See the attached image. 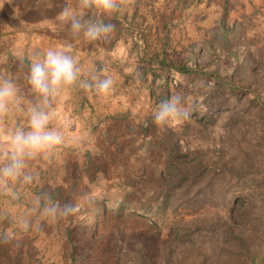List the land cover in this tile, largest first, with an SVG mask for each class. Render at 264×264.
Listing matches in <instances>:
<instances>
[{"label": "rangeland", "instance_id": "obj_1", "mask_svg": "<svg viewBox=\"0 0 264 264\" xmlns=\"http://www.w3.org/2000/svg\"><path fill=\"white\" fill-rule=\"evenodd\" d=\"M65 4L80 0H0V78L21 97L0 138L42 104L26 76L48 47L69 45L81 79L114 87L49 98L65 140L27 161L30 182H0V264H264V0L89 7L115 25L96 41L60 21ZM174 94L187 118L157 125ZM51 203L75 211L51 217Z\"/></svg>", "mask_w": 264, "mask_h": 264}, {"label": "clouds", "instance_id": "obj_2", "mask_svg": "<svg viewBox=\"0 0 264 264\" xmlns=\"http://www.w3.org/2000/svg\"><path fill=\"white\" fill-rule=\"evenodd\" d=\"M93 8L98 16H112L121 11V0H80L78 7L65 4L58 18L66 23L73 35L82 34L85 39L96 41L107 38L115 28L112 23L85 18V9ZM69 45L48 47L30 60L26 76L30 90L41 98L42 104L32 107L26 127H17L7 133V140L0 138V182L4 186L17 179L30 182L32 174L25 171L27 161L64 143L62 128L53 123L60 113L49 104V98L79 84L92 89L97 95H107L114 87L110 75H94L91 81L81 79V69ZM20 92L10 78H0V114L8 111L13 102H20ZM188 110L179 94L160 101L152 112L157 125H169L187 118ZM43 211L55 217L58 213L68 216L75 207L56 203L48 204ZM29 222L22 218L20 226L27 229Z\"/></svg>", "mask_w": 264, "mask_h": 264}]
</instances>
